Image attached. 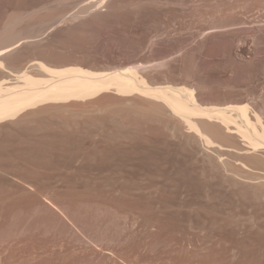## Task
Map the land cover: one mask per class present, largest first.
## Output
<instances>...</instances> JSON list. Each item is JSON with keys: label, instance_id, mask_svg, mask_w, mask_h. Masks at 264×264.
Masks as SVG:
<instances>
[{"label": "rangeland", "instance_id": "374dc122", "mask_svg": "<svg viewBox=\"0 0 264 264\" xmlns=\"http://www.w3.org/2000/svg\"><path fill=\"white\" fill-rule=\"evenodd\" d=\"M11 26L35 35L11 70L135 66L264 122V0H0V45ZM201 120L217 145L163 99L110 90L0 121V264H264V150Z\"/></svg>", "mask_w": 264, "mask_h": 264}, {"label": "bare ground", "instance_id": "6f19581e", "mask_svg": "<svg viewBox=\"0 0 264 264\" xmlns=\"http://www.w3.org/2000/svg\"><path fill=\"white\" fill-rule=\"evenodd\" d=\"M98 1L104 3L109 0ZM24 17L25 13L19 12L13 20L17 21V24ZM9 22L10 19L7 20V24ZM9 31L10 33L5 35L6 40L0 45V70L4 75L3 79H0V121L15 118L45 102L85 99L110 90L119 93H143L163 99L171 111L181 117L189 129L196 130L198 137L208 145L217 144L198 125L202 117L221 120L231 132L241 133L254 151L264 150V122L260 118L258 122L252 121L247 104L224 103L202 106L196 100L194 88L149 86L144 79H140L135 66L98 72L79 65L52 68L47 63L34 59L24 69L11 70L6 62V55L28 43L30 41L28 39L35 35L12 37V26ZM30 68H39L49 73L50 77L34 76L29 72ZM235 112L243 117L245 123L239 124L236 121ZM234 124L237 126L233 129ZM219 146L223 147L220 144Z\"/></svg>", "mask_w": 264, "mask_h": 264}]
</instances>
